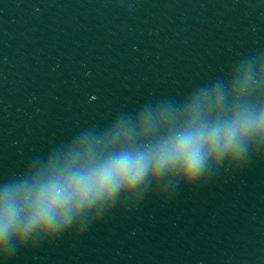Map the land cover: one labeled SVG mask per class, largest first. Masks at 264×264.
<instances>
[{"label":"clouds","instance_id":"obj_1","mask_svg":"<svg viewBox=\"0 0 264 264\" xmlns=\"http://www.w3.org/2000/svg\"><path fill=\"white\" fill-rule=\"evenodd\" d=\"M254 137L264 139V111L228 104L220 85L182 107L121 120L99 140L84 137L33 179L6 185L0 191V241L57 232L145 180L175 175L195 181L210 161L238 158Z\"/></svg>","mask_w":264,"mask_h":264}]
</instances>
